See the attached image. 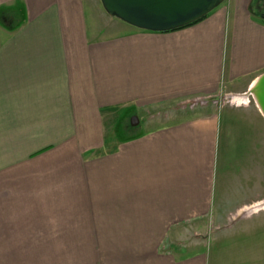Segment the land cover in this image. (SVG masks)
Listing matches in <instances>:
<instances>
[{"label":"crops","instance_id":"0c3cea01","mask_svg":"<svg viewBox=\"0 0 264 264\" xmlns=\"http://www.w3.org/2000/svg\"><path fill=\"white\" fill-rule=\"evenodd\" d=\"M255 1L153 32L100 0H0V264L263 260ZM191 100L199 109L157 128L117 123Z\"/></svg>","mask_w":264,"mask_h":264},{"label":"water","instance_id":"95a60500","mask_svg":"<svg viewBox=\"0 0 264 264\" xmlns=\"http://www.w3.org/2000/svg\"><path fill=\"white\" fill-rule=\"evenodd\" d=\"M112 17L142 30L167 32L186 27L210 14L226 0H100ZM264 112V75L254 89ZM137 125V117L131 120Z\"/></svg>","mask_w":264,"mask_h":264},{"label":"rangeland","instance_id":"374dc122","mask_svg":"<svg viewBox=\"0 0 264 264\" xmlns=\"http://www.w3.org/2000/svg\"><path fill=\"white\" fill-rule=\"evenodd\" d=\"M254 7L258 10L259 13L264 12V8L257 6V1L254 2ZM103 26H105V24ZM110 32L111 30L106 26L103 35L108 36ZM198 103H199L198 101H194V100H191L189 102H182V103H175L172 101V102L152 105L142 110L140 109H137L136 111L131 110L125 113L124 116L123 113H121L120 117H118L117 119V123H120L121 127L125 125L127 129H130L129 131L130 133L137 132L140 129H144V127L157 128L160 124H163L164 122H175L183 118H186L185 111H187L188 109L191 110L199 109ZM115 117H116V112L115 113L114 111L110 112L109 110L108 112H106V116H104V121L106 125L105 140H106V148L108 150L110 148V143L114 137L113 129L115 127V121H116ZM133 117H137L138 119L137 125H133L131 123ZM122 134L123 133L121 132L119 136H121ZM237 258H238L237 255H232L225 260L224 264H257L253 260L239 261V259ZM258 264H264V258L262 261H259Z\"/></svg>","mask_w":264,"mask_h":264},{"label":"flooded vegetation","instance_id":"af4514ba","mask_svg":"<svg viewBox=\"0 0 264 264\" xmlns=\"http://www.w3.org/2000/svg\"><path fill=\"white\" fill-rule=\"evenodd\" d=\"M257 6L264 8V0H257ZM262 15H264V12H262Z\"/></svg>","mask_w":264,"mask_h":264},{"label":"trees","instance_id":"16d2710c","mask_svg":"<svg viewBox=\"0 0 264 264\" xmlns=\"http://www.w3.org/2000/svg\"><path fill=\"white\" fill-rule=\"evenodd\" d=\"M205 17H206V16H205ZM205 17H204V18H205ZM204 18H202V19H204ZM202 19H200V20H202ZM200 20H198L197 22H199ZM194 23H196V22H194ZM194 23H193V24H194ZM190 25H192V24H190ZM188 26H189V25H188Z\"/></svg>","mask_w":264,"mask_h":264}]
</instances>
